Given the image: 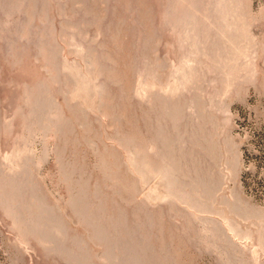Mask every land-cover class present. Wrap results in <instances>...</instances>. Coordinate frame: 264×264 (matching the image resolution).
Instances as JSON below:
<instances>
[{
	"label": "rangeland",
	"instance_id": "374dc122",
	"mask_svg": "<svg viewBox=\"0 0 264 264\" xmlns=\"http://www.w3.org/2000/svg\"><path fill=\"white\" fill-rule=\"evenodd\" d=\"M0 264H264V0H0Z\"/></svg>",
	"mask_w": 264,
	"mask_h": 264
}]
</instances>
